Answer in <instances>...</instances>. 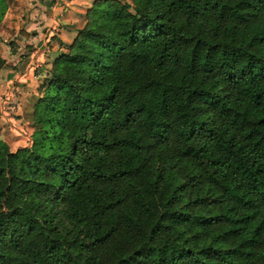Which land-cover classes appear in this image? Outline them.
I'll return each mask as SVG.
<instances>
[{"label":"trees","instance_id":"trees-1","mask_svg":"<svg viewBox=\"0 0 264 264\" xmlns=\"http://www.w3.org/2000/svg\"><path fill=\"white\" fill-rule=\"evenodd\" d=\"M84 16L0 139V264H264V0Z\"/></svg>","mask_w":264,"mask_h":264},{"label":"crops","instance_id":"crops-1","mask_svg":"<svg viewBox=\"0 0 264 264\" xmlns=\"http://www.w3.org/2000/svg\"><path fill=\"white\" fill-rule=\"evenodd\" d=\"M94 1L16 0L15 6L11 10L12 13H10V17L15 18L14 31L17 34L13 39V49H10V45L0 41V44L3 45L2 50L0 48V94L4 92L5 86H10L11 80L12 83H15V78L21 84L24 83L26 87L32 86L36 81L33 80L32 73L50 68L53 58L65 50L74 38L76 31L82 27L85 11ZM4 20L5 15L0 21ZM4 30L11 31V29L5 28ZM21 53L27 55L26 69L23 74L19 73L21 70L17 68ZM39 55L43 56L42 60V56L39 57ZM39 58L42 61L40 68L37 67L32 72V67ZM22 78L24 82H22ZM23 98L22 95L21 100ZM23 109V101H20L19 104L17 103V112L21 114ZM0 139L5 141L11 149L24 145L22 139L13 136L1 124Z\"/></svg>","mask_w":264,"mask_h":264},{"label":"rangeland","instance_id":"rangeland-1","mask_svg":"<svg viewBox=\"0 0 264 264\" xmlns=\"http://www.w3.org/2000/svg\"><path fill=\"white\" fill-rule=\"evenodd\" d=\"M3 1V2H2ZM0 0V8L3 4V10L1 12V17H4L5 20L3 22L0 21V41H3L6 45H10V49H13L14 42L13 39L17 36L15 29V21L14 17H10V13L12 8L15 6L16 0ZM9 9V10H8ZM8 11V12H7ZM11 18V19H10ZM3 28V29H2ZM5 29H11V31H5ZM77 32V31H76ZM2 44H0V48L2 50ZM67 46L64 51H66ZM62 51V52H64ZM42 55H39V57ZM32 59V57H30ZM43 59V56L41 60ZM40 58L34 63V67L32 68V72L36 67L40 68L42 61ZM27 63V55L21 53L19 61H18V69H20L23 74L24 70L26 69ZM16 68V69H17ZM40 70V69H39ZM40 72V71H39ZM32 73L33 80L35 79V83L32 86L26 87L21 84L17 78H15V83L10 81V86H5L3 89V93L0 94V124L3 127H6L9 133L13 136L17 137L18 139H22L24 144L28 143V139L30 134H32L33 126H32V111L34 108V104L37 102V99L41 96L43 92V87L47 85L49 80V72L50 69L44 68L42 72ZM18 73V74H19ZM39 73V76H37ZM24 82L23 78L21 79ZM21 84V85H20ZM24 86L23 88H21ZM6 91V92H5ZM25 92V94H24ZM23 95V99L21 100ZM20 101H23L24 109L21 112H17V103L19 104Z\"/></svg>","mask_w":264,"mask_h":264},{"label":"built area","instance_id":"built-area-1","mask_svg":"<svg viewBox=\"0 0 264 264\" xmlns=\"http://www.w3.org/2000/svg\"><path fill=\"white\" fill-rule=\"evenodd\" d=\"M35 64H37V65H38V63H35ZM39 66H40V64H39ZM33 67H34V66H33ZM33 67H32V68H33ZM36 68H37V67H36Z\"/></svg>","mask_w":264,"mask_h":264}]
</instances>
